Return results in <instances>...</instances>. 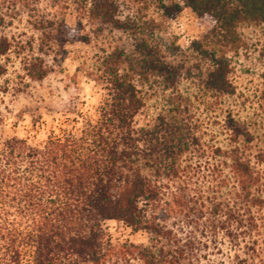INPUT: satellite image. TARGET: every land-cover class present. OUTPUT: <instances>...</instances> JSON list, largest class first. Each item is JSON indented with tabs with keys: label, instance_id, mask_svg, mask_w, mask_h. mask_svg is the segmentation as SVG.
<instances>
[{
	"label": "trees",
	"instance_id": "obj_1",
	"mask_svg": "<svg viewBox=\"0 0 264 264\" xmlns=\"http://www.w3.org/2000/svg\"><path fill=\"white\" fill-rule=\"evenodd\" d=\"M118 1L63 0L134 36L131 54L104 59L113 93L92 137H51L42 148L0 137V264H264V153L252 163L250 143L230 137L214 149L216 165L182 167L198 138L178 123L138 137L142 98L123 67L170 84L202 73L207 93L233 95L228 54L242 24L264 26V0H154L164 10L179 1L207 28L184 58L139 37L145 25L122 20ZM7 50L0 38V56ZM112 220L148 232L149 243H114L103 226Z\"/></svg>",
	"mask_w": 264,
	"mask_h": 264
},
{
	"label": "rangeland",
	"instance_id": "obj_2",
	"mask_svg": "<svg viewBox=\"0 0 264 264\" xmlns=\"http://www.w3.org/2000/svg\"><path fill=\"white\" fill-rule=\"evenodd\" d=\"M118 3L122 20L145 25L139 37L159 41L164 53L168 49L178 58L188 55L207 29L179 1V8L173 4L167 10L154 0ZM52 5V0L34 1L29 7L0 0V38L8 43L0 56V137H16L39 148L51 137H92L113 93L104 59L116 49L131 54L135 45L130 32L101 26L76 12L75 4L60 0L57 7ZM36 18L41 27L34 26ZM238 31L241 46L228 54L235 87L230 96L207 93L202 73L170 84L156 74L123 66L142 98L134 118L138 137L142 131L158 133L164 124L178 123L188 125L186 137L198 138V146L181 158L182 167L216 165L214 149H227L230 137L250 143L252 163L256 153H264V26L242 24ZM201 185L209 186L205 181ZM103 226L114 243H149L146 231L113 220Z\"/></svg>",
	"mask_w": 264,
	"mask_h": 264
}]
</instances>
